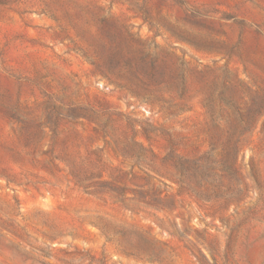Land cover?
Here are the masks:
<instances>
[{"label":"rangeland","instance_id":"obj_1","mask_svg":"<svg viewBox=\"0 0 264 264\" xmlns=\"http://www.w3.org/2000/svg\"><path fill=\"white\" fill-rule=\"evenodd\" d=\"M0 264H264V0H0Z\"/></svg>","mask_w":264,"mask_h":264}]
</instances>
